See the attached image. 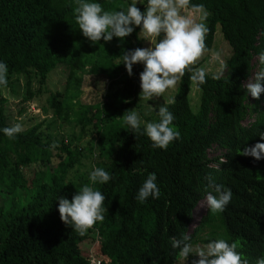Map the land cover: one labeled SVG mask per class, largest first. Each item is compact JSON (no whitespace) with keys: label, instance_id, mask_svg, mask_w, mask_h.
Instances as JSON below:
<instances>
[{"label":"trees","instance_id":"16d2710c","mask_svg":"<svg viewBox=\"0 0 264 264\" xmlns=\"http://www.w3.org/2000/svg\"><path fill=\"white\" fill-rule=\"evenodd\" d=\"M98 2L105 10L131 3ZM191 2L203 3L210 13L204 54L219 30L230 55L222 71L206 73L199 86L190 76L204 57L185 69L175 102L166 105L180 138L161 150L153 149L146 137L129 133L119 119L138 99V74L143 69L134 65L129 77L120 64L123 50L148 46L137 35L138 27L123 43L113 38L92 44L74 23L72 0H0V60L8 65L12 95L21 96L23 77L22 98L31 102L50 74L63 68V89L46 103L55 120L77 117L79 130L61 141L42 131L40 124L24 129L15 139L0 134V264H90L91 255L98 264H184L169 243L170 237L184 234L193 244L217 238L235 242L249 264L264 253V159L254 161L239 153L264 142L258 136L264 132V93L252 99L243 86L258 70L257 53L264 49V0ZM136 7L143 11V5ZM85 76L105 79L102 103L80 104ZM193 86L199 93L195 110L189 100ZM7 102L0 92V128L11 125ZM86 136L89 140L81 146ZM53 142L58 145L55 149L50 148ZM83 160L103 167L112 179L93 185L105 196L106 212L102 222L81 236L59 220L56 200L71 199L88 183L92 166L84 174L68 177ZM56 161L59 174L48 175ZM29 168L35 169L30 179ZM148 172L156 173L161 194L140 204L135 195ZM210 183L233 193L220 214L206 207ZM202 203L204 212L191 228ZM195 259L190 256L185 264Z\"/></svg>","mask_w":264,"mask_h":264},{"label":"clouds","instance_id":"9594fccd","mask_svg":"<svg viewBox=\"0 0 264 264\" xmlns=\"http://www.w3.org/2000/svg\"><path fill=\"white\" fill-rule=\"evenodd\" d=\"M72 2L75 5L72 9L74 23L81 36L92 44L101 40L108 42L113 38L123 43L124 38L131 35L137 27V35L147 41V47L123 50L120 64H123L129 77L132 76L134 65H143V70L138 74V96L143 99L147 109L155 113L157 119L146 121L135 108L126 110L119 119H122L129 133L146 137L153 149L165 150L171 142L180 138V132L173 123L175 117L165 103L153 108L146 102L175 88L185 69L207 51L205 38L208 33L206 21L209 11L203 3H192L191 0H131L126 8L121 6L120 10H105L98 0ZM137 4L143 5V11L136 7ZM183 9L188 10L187 14L182 12ZM256 58L258 70L243 85L244 91L252 99H258L264 93V49L257 53ZM205 76V69L199 67L192 70L190 79L199 86L204 83ZM7 84L8 65L0 60V88ZM174 102L175 97L169 96L167 105ZM22 131L23 127L19 122L0 128V134L8 139H15ZM258 136L260 141H264V132H258ZM56 147V142L50 145L51 149ZM239 153L240 156L260 161L264 159V142L243 147L242 150L239 149ZM111 179L110 173L103 167L92 166L87 176L88 183L78 191L75 190L71 199L63 196L57 198L56 211L59 220L65 226H71L81 236L95 223L102 222L106 212L103 207L105 196L93 185H103ZM208 188L211 190H206L204 197L207 210L212 214L224 212L233 196L231 189L212 183ZM160 194L156 173L148 172L136 192L135 199L144 204L149 198L157 199ZM169 243L173 250H178L177 255L184 264L190 256L196 257L192 264H249L248 258L237 251L236 243H230L225 238L193 244L190 236L184 234L179 239L170 237ZM92 261L98 264L91 255L90 264ZM254 264H264V253L255 259Z\"/></svg>","mask_w":264,"mask_h":264},{"label":"rangeland","instance_id":"374dc122","mask_svg":"<svg viewBox=\"0 0 264 264\" xmlns=\"http://www.w3.org/2000/svg\"><path fill=\"white\" fill-rule=\"evenodd\" d=\"M131 1V0H130ZM139 5V4H137ZM184 14H187L185 9L182 10ZM148 45V43H147ZM227 43L223 40L222 35L219 30L216 31L213 45L210 51L207 54H202L195 62H197L201 57H204V62L201 67H203L208 74H218L222 71L225 66V62L230 55V50L226 46ZM140 67L143 69V65L140 64ZM65 70L63 68H58L54 72L50 74L47 79V82L44 87L40 89V92L36 94L31 102H24L23 95L24 93V78L20 77V88H21V96L15 97L12 95V87L10 83L6 87L0 88V92L2 96L7 99V107H8V121L13 124L19 122L22 124L23 130L31 127L33 125H41V130L47 133L51 138H56L57 141H61L65 138H70L72 134L78 133V128L75 126V120L77 117L72 116L70 120L67 122H60L55 120L52 116L51 109H49L48 104L46 103L47 98L56 93L57 91H62L64 82H65ZM178 86V84H177ZM177 86L161 97H155L146 103L153 108H156L163 103L167 105V99L169 96H175V92ZM192 91L190 94V104L191 107L195 110L198 105L199 93L196 88L191 87ZM105 79L103 77H92L85 76L83 78V83L81 86L82 94L80 96V104L82 106H92L98 103H102L103 97L106 92ZM38 90V85L36 83L32 86V92H36ZM139 84L137 87V93L139 94ZM137 101L134 106H131L129 111L135 108V110L141 115V117L146 121H154V117L156 116L154 112H150L145 106V102L143 99H139L137 97ZM42 107L48 109L47 113H42ZM89 138L83 137L81 139L80 145L86 146V142ZM91 160V159H90ZM90 160L81 161L80 165L76 166L74 170L70 171L68 177L71 179L76 174H84L86 173L92 163ZM35 169L29 168L26 170V177L30 179L33 176ZM48 175L59 174L58 162H54V165L51 166V169L46 172ZM205 209V204L200 205L198 210L194 213V222L191 226L193 228L199 218V216L203 213Z\"/></svg>","mask_w":264,"mask_h":264},{"label":"built area","instance_id":"2783aa9c","mask_svg":"<svg viewBox=\"0 0 264 264\" xmlns=\"http://www.w3.org/2000/svg\"><path fill=\"white\" fill-rule=\"evenodd\" d=\"M92 264H95L94 261H92Z\"/></svg>","mask_w":264,"mask_h":264}]
</instances>
